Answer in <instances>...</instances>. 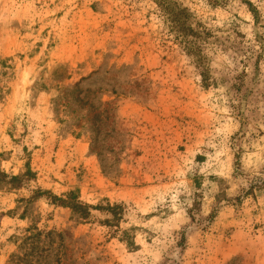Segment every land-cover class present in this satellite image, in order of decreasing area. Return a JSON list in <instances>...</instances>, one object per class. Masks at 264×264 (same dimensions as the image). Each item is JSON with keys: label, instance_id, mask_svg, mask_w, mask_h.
<instances>
[{"label": "rangeland", "instance_id": "rangeland-1", "mask_svg": "<svg viewBox=\"0 0 264 264\" xmlns=\"http://www.w3.org/2000/svg\"><path fill=\"white\" fill-rule=\"evenodd\" d=\"M174 1L205 80L153 0H0V264H264V0Z\"/></svg>", "mask_w": 264, "mask_h": 264}, {"label": "trees", "instance_id": "trees-1", "mask_svg": "<svg viewBox=\"0 0 264 264\" xmlns=\"http://www.w3.org/2000/svg\"><path fill=\"white\" fill-rule=\"evenodd\" d=\"M213 1V4L219 3L218 0ZM159 12L161 13L164 22L172 35L173 41L193 59L197 68L201 70L206 69L203 61L202 51L204 49L206 31L201 28L199 23L193 21L192 15L187 8L180 6L174 0H153ZM241 2L249 9V12L253 16L254 22L258 19V11L254 8L253 4L249 0H241ZM203 73V74H202ZM203 80H205L204 70L202 72ZM7 184L19 183L21 178L13 176L8 178L4 173H0V180H6ZM37 197L47 196L51 204L58 207L68 208L73 214L78 216L81 220H87L90 215V210H99L98 207H91L82 204L78 201V197L74 192H68L61 197H57L50 192H35L33 194ZM113 217H117V211H120L118 206H108L106 208Z\"/></svg>", "mask_w": 264, "mask_h": 264}]
</instances>
